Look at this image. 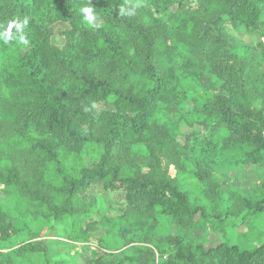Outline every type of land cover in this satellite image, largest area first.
Wrapping results in <instances>:
<instances>
[{"label": "trees", "instance_id": "16d2710c", "mask_svg": "<svg viewBox=\"0 0 264 264\" xmlns=\"http://www.w3.org/2000/svg\"><path fill=\"white\" fill-rule=\"evenodd\" d=\"M90 3L0 0V264H264V0Z\"/></svg>", "mask_w": 264, "mask_h": 264}, {"label": "rangeland", "instance_id": "374dc122", "mask_svg": "<svg viewBox=\"0 0 264 264\" xmlns=\"http://www.w3.org/2000/svg\"><path fill=\"white\" fill-rule=\"evenodd\" d=\"M54 30H55V33L57 34V31L60 30V27H55ZM237 36L242 42H244V43H246L248 45L249 44H253L255 42V37L254 36L248 37V36H245L244 34H242V35H238L237 34ZM58 39H59V37L57 35H55L54 36V40L59 42ZM240 175H241L240 176L241 179H238V180L236 179V180L233 181V183H235L236 186H238L239 188H243L244 191L247 189V186H246L247 182L253 181L254 179H256L258 177V175L255 172L249 171V170L241 172ZM234 176H236V175H233V177ZM184 185L189 190H192V189L195 188V184L191 180L185 179ZM0 200H1V198H0ZM252 220H253L252 221L253 222V227H254V230L256 232L264 229V214L263 215H259V216H257L256 218H254ZM237 226H238L237 228L230 230L231 234L228 235L227 240L229 241L230 244H237L238 241H239V243H240V241H242L241 242V245H242L245 242H244V240H240L239 235H240V233H242V231H245V228L243 226L240 227L239 224ZM233 230H234V232H233ZM207 237H208V244H206V246H211V245H214V244H218L220 242V239L217 237V235L215 233H210ZM44 239L48 240V245L50 247H52V248H55L54 244L49 243V240H51V239H59L62 242L66 241V240H64V237H54L53 234H50L49 236H45ZM250 242H251V240H250ZM245 244L243 246H245ZM87 256H88V252L84 253L83 258H87ZM83 258L81 257L79 262L82 263L83 262Z\"/></svg>", "mask_w": 264, "mask_h": 264}, {"label": "clouds", "instance_id": "9594fccd", "mask_svg": "<svg viewBox=\"0 0 264 264\" xmlns=\"http://www.w3.org/2000/svg\"><path fill=\"white\" fill-rule=\"evenodd\" d=\"M81 13L83 14V19L88 25H93V22L96 19L94 8L91 6L90 0H88V5L80 9ZM118 14L121 16H133L135 14V7H128V6H120L118 9ZM28 24V18L23 19L22 21H14L9 25V28L6 32L0 34L5 42L9 39H12V32L11 28L15 27L18 33H23V29ZM22 43H26L27 41L24 39L23 35L19 37Z\"/></svg>", "mask_w": 264, "mask_h": 264}]
</instances>
